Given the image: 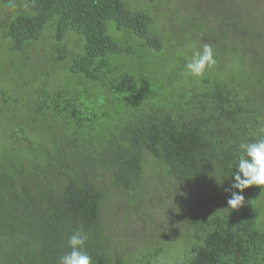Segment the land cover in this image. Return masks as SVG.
Wrapping results in <instances>:
<instances>
[{"label":"trees","instance_id":"1","mask_svg":"<svg viewBox=\"0 0 264 264\" xmlns=\"http://www.w3.org/2000/svg\"><path fill=\"white\" fill-rule=\"evenodd\" d=\"M157 1L0 0V264L77 229L92 264H264V191H225L264 127V0Z\"/></svg>","mask_w":264,"mask_h":264},{"label":"clouds","instance_id":"2","mask_svg":"<svg viewBox=\"0 0 264 264\" xmlns=\"http://www.w3.org/2000/svg\"><path fill=\"white\" fill-rule=\"evenodd\" d=\"M190 50L191 55L187 58L184 70L194 78L202 77L206 70L216 63L213 48L204 44L202 49L191 47ZM235 170L231 175L230 188L225 189L231 193L227 200L228 209L231 210L244 205L245 189L257 187L264 191V127L259 128L253 142L239 144ZM87 240L88 236L82 229L75 230L68 238L70 251L59 257V264H92V258L86 251Z\"/></svg>","mask_w":264,"mask_h":264},{"label":"rangeland","instance_id":"3","mask_svg":"<svg viewBox=\"0 0 264 264\" xmlns=\"http://www.w3.org/2000/svg\"><path fill=\"white\" fill-rule=\"evenodd\" d=\"M150 1V0H149ZM155 1V0H154ZM160 1H162V0H158L157 2H160ZM210 1H212V0H208V2H210ZM196 3L193 5V6H191L190 7V9H192V10H195L196 9V7H197V12H199L198 11V8H202V9H204L205 8V6L207 5V0H196L195 1ZM213 4H214V8H216V7H219V0H213ZM23 5V4H22ZM19 7L18 8H16V9H20V7H21V5H18ZM166 6H167V4H166ZM22 8V7H21ZM209 8H210V6H209ZM187 10H188V7L187 6H184V5H180V7L179 8H177V13H183V12H187ZM215 11H216V9H215ZM174 39L176 40V36H174ZM176 41H178V42H180V39H178V40H176ZM171 42H174L172 39H171ZM8 48H9V44L8 43H2L1 42V46H0V62H3L4 60H11L9 57H8ZM38 48H42V47H38ZM187 51H189L188 50V48L187 49H185V50H181V53H183V52H187ZM32 55V54H31ZM32 58H34L35 60H37V55L36 54H33L32 55ZM1 66V65H0ZM40 71H41V69H40ZM1 86H4V87H6L7 89L8 88H10L12 85H10L8 82H6L5 81V79L4 78H1L0 77V87Z\"/></svg>","mask_w":264,"mask_h":264}]
</instances>
